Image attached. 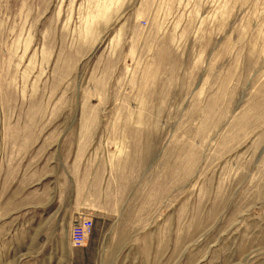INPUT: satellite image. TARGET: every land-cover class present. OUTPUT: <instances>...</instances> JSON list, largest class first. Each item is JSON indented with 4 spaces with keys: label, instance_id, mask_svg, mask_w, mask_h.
<instances>
[{
    "label": "rangeland",
    "instance_id": "1",
    "mask_svg": "<svg viewBox=\"0 0 264 264\" xmlns=\"http://www.w3.org/2000/svg\"><path fill=\"white\" fill-rule=\"evenodd\" d=\"M0 264H264V0H0Z\"/></svg>",
    "mask_w": 264,
    "mask_h": 264
},
{
    "label": "built area",
    "instance_id": "2",
    "mask_svg": "<svg viewBox=\"0 0 264 264\" xmlns=\"http://www.w3.org/2000/svg\"><path fill=\"white\" fill-rule=\"evenodd\" d=\"M94 227V222L92 219L84 218L79 221L73 229L72 233V243L77 248H82L86 245L92 230Z\"/></svg>",
    "mask_w": 264,
    "mask_h": 264
},
{
    "label": "crops",
    "instance_id": "3",
    "mask_svg": "<svg viewBox=\"0 0 264 264\" xmlns=\"http://www.w3.org/2000/svg\"><path fill=\"white\" fill-rule=\"evenodd\" d=\"M72 239V238H71ZM71 239L70 237H68V243L71 244Z\"/></svg>",
    "mask_w": 264,
    "mask_h": 264
}]
</instances>
